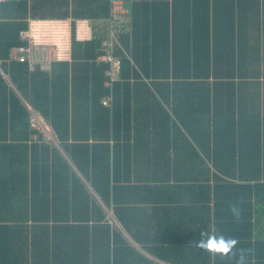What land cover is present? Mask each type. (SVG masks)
Instances as JSON below:
<instances>
[{
  "label": "trees",
  "instance_id": "16d2710c",
  "mask_svg": "<svg viewBox=\"0 0 264 264\" xmlns=\"http://www.w3.org/2000/svg\"><path fill=\"white\" fill-rule=\"evenodd\" d=\"M117 1L130 19L112 48L103 43L113 0L0 2V264H235L195 248L202 231L238 238L254 252L250 264H264V0ZM240 5L257 15L251 71L235 52ZM33 21L61 22L68 33L64 57L49 68L11 59L29 47L21 32ZM253 72L256 82L242 81ZM140 93L144 105L134 112ZM140 133L155 143L143 164L158 176L131 183L120 172L132 173V154L141 157ZM186 133L197 142L191 163ZM133 137L134 149L122 145ZM173 145L183 158L175 168L165 162ZM236 199L240 222L228 210ZM126 206L181 237L155 241L154 260L135 257L114 238L111 220L126 224Z\"/></svg>",
  "mask_w": 264,
  "mask_h": 264
},
{
  "label": "crops",
  "instance_id": "0c3cea01",
  "mask_svg": "<svg viewBox=\"0 0 264 264\" xmlns=\"http://www.w3.org/2000/svg\"><path fill=\"white\" fill-rule=\"evenodd\" d=\"M236 16H237V25L235 27V52L237 51V55H239L241 57V60L244 63L249 64V69L251 71V68L254 67L257 69V63L255 58L257 57V43H258V28L257 27V23H256V13L252 12V10H249L248 13H245L243 11V7L242 5L237 6L236 8ZM245 15V16H244ZM249 21L248 26L247 25H243L242 22L243 21ZM34 22V21H33ZM35 26L38 25V21L34 22ZM255 23V24H254ZM78 28V32L80 35L81 39H85L89 36L90 32H89V28L87 27V24L85 23H81L77 26ZM260 32H264L263 29H260ZM264 42V37L260 39V43ZM264 49V43L261 46ZM248 51V52H247ZM248 54V55H247ZM252 66V67H251ZM114 71V69H113ZM253 74V75H252ZM249 73L248 75H246L244 78H242V81L245 82H250L251 81H257V77H256V72L253 73ZM260 80H261V85H263L262 87V95L264 94V75L260 76ZM151 93L155 96H157L159 98V100L163 103L164 107L166 109L169 108V106L167 105L166 102H164L161 99V95L159 92H156L155 89L151 90ZM246 95V90H244L243 92ZM242 94V93H241ZM142 95H146L145 93H140L137 94L136 99L132 100L131 104H134V106L132 105V108L137 112H140L139 109H141L144 105V100L142 99ZM104 104L105 105H109L110 104V100H104ZM150 104V103H149ZM152 108H154V106H152ZM170 111V109H168ZM162 113V112H160ZM172 118H175L173 114H171ZM202 124H205L204 121H199ZM192 124V121L190 122ZM37 125L43 129V131L45 132V136L49 139L51 137V128L50 126L43 120H39L37 122ZM206 125V124H205ZM138 127L141 128L142 127V123L138 124ZM204 128V127H203ZM187 136H189L190 142H191V147L190 149L187 151V153L189 154V157L187 158L186 154V158H187V162L191 163L194 160V156H193V148L192 146L197 144L196 141H194V139L192 138V136L188 133H186ZM146 134L142 135L140 133L141 137L138 141L140 143V147H142V151H140V156L138 157L135 154H132V159H133V163H135L133 165L134 170H132V173H126L125 172V168L121 170L120 172V176L122 178H132L131 179V183H138V182H142L148 178H155V176L158 175H154L155 172H153V169H149L146 168L145 165L143 164V162H147V158H148V154L145 153V151H147L150 146H152V144L154 145L155 143L152 141H147L146 139ZM137 139L135 137L130 139V142L124 140L122 142V145H127L130 144L131 148L134 149L135 144H136ZM203 143V142H202ZM109 144L113 145V142H109ZM114 147V145H113ZM173 147L175 150L171 149V153L170 155H166L165 157V162L169 161L170 165L173 166V168H175L176 163L178 162V155L180 156L181 160L182 155L178 154V150H176L175 145L171 146ZM112 153L113 150H112ZM164 157V154H162ZM149 159V158H148ZM159 163V162H158ZM115 164V163H114ZM187 164V163H186ZM186 167L188 168V166L186 165ZM161 171L160 169H158V172ZM170 170H168L167 172H163L162 174L165 176L167 173H169ZM171 172V171H170ZM161 173V172H160ZM161 174V175H162ZM127 182H124V180L122 181V184H126ZM133 206V205H132ZM147 206H152V204L147 203ZM131 207V206H130ZM124 210V209H123ZM124 212H126L125 216L122 217L124 218V220L127 222L126 224H123L122 222H118L117 220H113L112 218V224L113 227L115 229V234H114V238L116 239V241H120L121 240H126L128 242V244L134 249V256L135 257H143V258H147V259H153L154 257L152 255L151 249L149 248L150 246H153L154 242L159 240V239H163L162 237L164 236L165 240L167 242L176 239L177 235L175 234H179V237H181L180 233H174L173 232V228H170L169 225H167L164 229V231L160 232L159 231V225L161 223V220L157 217V218H151L148 219L146 216V210L143 209L141 211H137L134 207L130 210L128 209V207L126 206V209L124 210ZM136 213L139 214L142 217L143 220V224H140L138 217H133L136 216ZM149 213H151V210H149ZM151 223V224H150ZM128 225V226H127ZM150 225V227H149ZM129 227L132 229H129ZM191 230H187V235L190 236ZM185 236V235H184ZM123 254L126 255V253L128 252H122ZM156 262H158L155 259ZM160 264H162V262H160Z\"/></svg>",
  "mask_w": 264,
  "mask_h": 264
},
{
  "label": "built area",
  "instance_id": "2783aa9c",
  "mask_svg": "<svg viewBox=\"0 0 264 264\" xmlns=\"http://www.w3.org/2000/svg\"><path fill=\"white\" fill-rule=\"evenodd\" d=\"M111 15L112 27L109 28L110 37L103 43L107 48H112L114 42L117 41V34L122 32L119 28L120 25H124L125 28L128 26L129 28L130 17L127 15V11L121 1L113 0ZM41 22L42 21H39L38 24ZM44 25L47 29H44L41 25H34L29 30L21 32V38L28 41L29 47H18L13 49L11 52V59L25 62L33 57L40 62L43 61V66L49 68L52 62L64 57V52H62V42L64 37L68 36L65 27L61 22L56 21H46ZM46 32L48 38L43 41V38H45L44 33ZM113 60L111 51H109L105 57V61L112 62ZM107 75L111 76L112 79L115 78L114 74L110 71L107 72Z\"/></svg>",
  "mask_w": 264,
  "mask_h": 264
},
{
  "label": "clouds",
  "instance_id": "9594fccd",
  "mask_svg": "<svg viewBox=\"0 0 264 264\" xmlns=\"http://www.w3.org/2000/svg\"><path fill=\"white\" fill-rule=\"evenodd\" d=\"M228 210L235 222H240L243 216V201L236 199L230 201ZM201 239L194 245L195 248L212 256L222 259H230L235 264H250V258L254 255L252 249L238 247L240 241L236 237H225L223 234L217 235L202 231Z\"/></svg>",
  "mask_w": 264,
  "mask_h": 264
},
{
  "label": "rangeland",
  "instance_id": "374dc122",
  "mask_svg": "<svg viewBox=\"0 0 264 264\" xmlns=\"http://www.w3.org/2000/svg\"><path fill=\"white\" fill-rule=\"evenodd\" d=\"M44 24H45V22H41V23L38 24V26L41 25L44 29H47V27H46ZM43 25H44V26H43ZM44 36H45V38H43V41H44L45 39L47 40V38H48V36H47V32L44 33ZM62 48H64V46H62ZM115 68L117 69L118 66L116 65Z\"/></svg>",
  "mask_w": 264,
  "mask_h": 264
},
{
  "label": "water",
  "instance_id": "95a60500",
  "mask_svg": "<svg viewBox=\"0 0 264 264\" xmlns=\"http://www.w3.org/2000/svg\"><path fill=\"white\" fill-rule=\"evenodd\" d=\"M2 0H0V2H1Z\"/></svg>",
  "mask_w": 264,
  "mask_h": 264
}]
</instances>
